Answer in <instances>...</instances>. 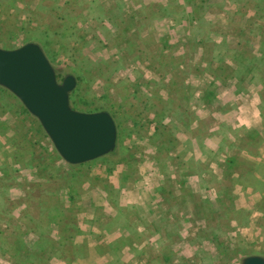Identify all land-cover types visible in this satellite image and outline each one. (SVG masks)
<instances>
[{"label": "rangeland", "instance_id": "rangeland-1", "mask_svg": "<svg viewBox=\"0 0 264 264\" xmlns=\"http://www.w3.org/2000/svg\"><path fill=\"white\" fill-rule=\"evenodd\" d=\"M13 1L0 0V46L12 48L29 40L42 44L39 35L45 36L49 40L46 49L37 43L53 67L77 77L71 106L113 114L117 143L112 157L103 155L83 165H68L57 157L37 118L0 86V264H129L139 251L120 246L139 238L130 225L131 218L140 220L142 214L138 207L124 204L122 192L128 187L143 189L145 181L149 182L146 191H153L158 175L167 180L159 199L167 205L163 214L167 219L171 212L173 215L163 221L159 234L165 241L180 235L189 240L182 253L194 258L185 264H196L197 259L200 264L207 262V255H213L208 258L210 264H241L246 255H264V213L257 229L234 230L228 221L240 222L245 215L224 205L225 199L224 204L218 200L224 186L232 185L230 180L225 184L224 178L208 177L212 198L203 201L200 180L186 178L198 176L202 162L174 158L197 153V145L192 146L197 131L204 135L203 149L214 148L206 137L212 131L208 125L213 117L200 115L203 104L218 103L214 96L203 99L198 95L199 85L213 79L195 68L199 55L190 61L189 56L173 54L175 45L182 44L180 32L176 36L158 26L160 23L135 21L117 6L22 0L11 8ZM177 61L193 64L175 68ZM218 161L225 175L240 168L229 171L227 162ZM210 170L219 171L218 166H210ZM174 173L186 180L181 190L180 186L173 188L169 179ZM58 192L63 207L69 209L55 202ZM68 195L75 197L73 204ZM263 205L257 203L261 210ZM57 206L61 210L55 213ZM109 206H116L121 216L110 220L103 213L111 210ZM88 212L103 222L100 225L109 235L105 241L111 242L98 245L94 259L84 255V243L98 235L105 237L106 232H91L93 219ZM182 213H189L190 223L183 225L176 218ZM170 248L163 241L161 253L178 258L181 247Z\"/></svg>", "mask_w": 264, "mask_h": 264}, {"label": "crops", "instance_id": "crops-1", "mask_svg": "<svg viewBox=\"0 0 264 264\" xmlns=\"http://www.w3.org/2000/svg\"><path fill=\"white\" fill-rule=\"evenodd\" d=\"M73 1L77 2V5L95 8L104 5L117 6L121 9L120 12H128L129 18L134 17L135 21L148 20L151 25L160 23L158 26L167 28L173 35L178 36L180 32L179 41L182 44L175 45L174 55L189 56L190 61L194 60V55H199L200 62L195 64V68L213 79L199 85L198 95L203 99L214 96L218 101L212 105L203 104L200 115L213 117L212 125H208L209 130L212 131H209L206 137L210 140V144H214V148L203 149L205 147L200 143H203L204 135L201 136L197 131L192 137V146L195 143L198 147L197 153H193V156L181 157V155L177 156V152L175 154L177 157L174 158L202 162L203 168L200 174L186 178L193 182L200 180L203 184L201 185L200 182L198 184L203 201L207 202L212 198L208 177L213 175L224 178L225 184L230 180L231 188L225 185L218 194V200L221 199L223 204L226 200L224 205H231L236 212H241L245 216L240 222L230 219L229 226L239 233L243 230L257 229L259 216L264 213V205L263 210L257 207L258 202L260 204L264 202V0ZM58 2L63 1L58 0ZM19 3H23L22 0H14L11 2V8L17 7ZM187 45L190 50H187ZM184 47L187 48L182 49ZM180 62L177 61L174 67L182 68L183 64H193ZM193 74L198 79L202 78L200 74L195 72ZM194 150L192 148V151ZM228 157L234 159L233 163L227 160ZM218 159L227 162L229 171L238 166L240 168H236L237 170L235 169L230 175L228 173L225 175ZM173 162L176 164L175 160ZM210 166H218L219 171L210 170ZM174 167L176 168L175 165ZM169 179L174 184L173 188L180 186L181 190L186 184V180L178 178L177 173L169 175ZM166 181L163 175H158L153 191H146L149 182L145 181L141 183V185L146 184L143 189L138 186V188L128 187L122 192L124 204L129 203V206L138 207L142 214L140 220L131 218L130 225V230L139 238L136 241L128 239L120 246L122 250L139 251V254L131 256L129 264H185V261H193L194 257L190 259L188 255L182 253V249L189 242L187 238L180 235L176 240L165 241L159 234V231L163 230L161 227L163 221L166 223L173 218L171 212L170 219H167L166 213L163 214L167 205H162L161 200L159 202L160 196L164 195ZM216 196L215 193L214 197ZM152 198L156 201H152ZM109 207L111 210L103 213L109 216L110 220L121 216L122 213L116 206ZM88 213L90 217H86L93 219L91 232H106L100 225L103 222L95 219L92 212ZM175 216L183 225L191 221L189 213L188 216L183 213ZM110 220L107 223H110ZM106 235L108 232L105 233V237L98 235L97 239L91 240L92 243L85 241L84 255L94 259L99 254L98 245L102 247L111 245L108 239L105 241ZM163 241L165 246L172 245L171 251L181 247L177 250L180 253L178 258L174 257L176 254L164 256L161 253ZM204 242L208 244L209 241L203 240ZM103 254L109 256L106 252ZM211 256L213 255H207L208 258ZM208 258L207 262L202 264H210L211 260ZM198 261L197 259L196 264H200Z\"/></svg>", "mask_w": 264, "mask_h": 264}, {"label": "water", "instance_id": "water-1", "mask_svg": "<svg viewBox=\"0 0 264 264\" xmlns=\"http://www.w3.org/2000/svg\"><path fill=\"white\" fill-rule=\"evenodd\" d=\"M0 86L37 118L65 162H88L115 149L117 126L111 113L72 107L69 96L76 77L66 73L58 79L37 42L29 40L12 48L0 46ZM241 264H264V255H246Z\"/></svg>", "mask_w": 264, "mask_h": 264}, {"label": "trees", "instance_id": "trees-1", "mask_svg": "<svg viewBox=\"0 0 264 264\" xmlns=\"http://www.w3.org/2000/svg\"><path fill=\"white\" fill-rule=\"evenodd\" d=\"M39 36H40L41 39L43 38V42H42V44H41V42H39L38 40H36V42H39L40 45H41L44 49H46V46L49 45V40H47V39L45 38V36H41V35H39ZM45 51H46V50H45ZM54 69H55V67H54ZM55 73H56V77H57L58 79H61V78L63 77L62 71L55 69ZM76 78H77V77H76ZM74 91H75V89H74ZM71 92L73 93V90H72ZM71 92H70V96H69V99H70V100H72ZM70 102L73 103V100L70 101ZM94 110H98V109H92V110H89V111H94ZM112 116H113V114H112ZM113 118H114V116H113ZM114 120H115V119H114ZM115 123H116V122H115ZM116 126H117V124H116ZM115 153H116V151H115V149H114L113 151H111V152L105 154L104 156H110V157H112ZM56 155H57V153H56ZM57 157L60 158V159H62L59 155H57ZM62 160H63V159H62ZM227 160H229V162L231 161V163H233V161H234V159H232V157H228ZM63 161H64V160H63ZM93 161H94V160H93ZM66 163H67V162H66ZM67 164H68V165H71V166L75 165V164H70V163H67ZM83 164H84V163H80V164H77V165H83ZM60 194H61L60 192H58V194L56 193V201H55V202H57L60 206H62L61 208H64V207H63L64 203H62V200H60V199L62 198V196H61ZM68 199H69V200H72V201H71L72 204L75 202V197H74L73 195H70V196L68 195ZM72 204H71V205H72ZM67 207H68V206H67ZM64 209L66 210V209H69V208H64ZM54 210H55V213H57V212H60L61 209H60V207L57 206V208H55ZM62 214H63V213H62ZM62 214H61V215H62Z\"/></svg>", "mask_w": 264, "mask_h": 264}]
</instances>
